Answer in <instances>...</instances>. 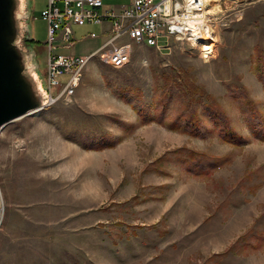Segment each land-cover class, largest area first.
Returning a JSON list of instances; mask_svg holds the SVG:
<instances>
[{"label": "rangeland", "instance_id": "1", "mask_svg": "<svg viewBox=\"0 0 264 264\" xmlns=\"http://www.w3.org/2000/svg\"><path fill=\"white\" fill-rule=\"evenodd\" d=\"M25 3L21 46L45 83L48 0ZM217 6L213 51L185 43L162 54L124 38L127 66L93 60V82L72 102L1 129L0 264H264V142L227 88L241 85L264 116V0ZM102 29L73 25V56ZM161 99L164 124L143 123L136 109L160 117ZM203 99L249 143L223 142L209 120L205 139L169 129L179 114H201ZM195 159L222 164L195 176L183 165Z\"/></svg>", "mask_w": 264, "mask_h": 264}, {"label": "built area", "instance_id": "2", "mask_svg": "<svg viewBox=\"0 0 264 264\" xmlns=\"http://www.w3.org/2000/svg\"><path fill=\"white\" fill-rule=\"evenodd\" d=\"M211 4V0H130L120 11H102L103 0H48L41 13L48 24L46 102L42 111L72 102L93 60L114 69L127 66L131 62V44H123L124 38L162 54L185 43L205 53L208 46L213 51L219 23L216 14L209 11ZM109 20L113 35L94 53L73 56L59 52L56 44L74 46L73 25H102ZM3 220L4 203L0 201V228Z\"/></svg>", "mask_w": 264, "mask_h": 264}, {"label": "water", "instance_id": "3", "mask_svg": "<svg viewBox=\"0 0 264 264\" xmlns=\"http://www.w3.org/2000/svg\"><path fill=\"white\" fill-rule=\"evenodd\" d=\"M22 17L28 18L25 0H0V131L18 119L41 112L46 102L34 57L21 46Z\"/></svg>", "mask_w": 264, "mask_h": 264}, {"label": "trees", "instance_id": "4", "mask_svg": "<svg viewBox=\"0 0 264 264\" xmlns=\"http://www.w3.org/2000/svg\"><path fill=\"white\" fill-rule=\"evenodd\" d=\"M33 42L34 40L30 39L27 41V45ZM227 88L231 92L232 97L238 98L241 106H244V113L247 115L246 117L251 127L252 136L257 140L264 142V116L257 109L254 100L248 96L246 89L244 90V88H241V85H228ZM201 101V104L203 105L201 114H199L197 108L195 110H188L185 113L179 114L175 120H173V124L169 126V129L176 130V127H182L183 133L191 137L205 139L207 137L208 128L206 127L204 120H209L210 123H212L217 136L223 142L235 146H242L249 143L248 138L241 135L237 129L234 128L228 113L223 109V107L212 100L203 99ZM127 103L132 106L131 102ZM161 103L163 106V114L160 117H148L145 110L141 108H137L136 113L145 124L157 123L159 125H163V115L165 110L168 108L169 103L167 101L163 102L162 99ZM187 107L189 108L190 104H188ZM219 163L222 164V162L211 163L203 161L199 163V161L195 159L193 162L191 160L183 163V165L187 172H193L195 176L206 177L212 172L213 168L219 165Z\"/></svg>", "mask_w": 264, "mask_h": 264}, {"label": "crops", "instance_id": "5", "mask_svg": "<svg viewBox=\"0 0 264 264\" xmlns=\"http://www.w3.org/2000/svg\"><path fill=\"white\" fill-rule=\"evenodd\" d=\"M103 3H104V8L102 9V11L107 10V9H115V10L120 11L124 6H127L130 4V0H103ZM100 26H102V28H103L100 37H97V35L95 34L96 37L91 38V35L94 33H91V35H90L91 39L97 41L96 45L94 47H92L90 50H88L87 52L80 53L77 56H89L90 54L97 51L102 45H104L112 37L113 30H112V23L110 20L104 22ZM123 44H130V43L123 41ZM71 48L62 47L61 49H59V52L61 54H64V55H74L70 52ZM93 79H94V73H91L89 76H86V77L83 76V80H82L81 84H83V86H91Z\"/></svg>", "mask_w": 264, "mask_h": 264}, {"label": "bare ground", "instance_id": "6", "mask_svg": "<svg viewBox=\"0 0 264 264\" xmlns=\"http://www.w3.org/2000/svg\"><path fill=\"white\" fill-rule=\"evenodd\" d=\"M213 5H211V8L213 7V10L217 9V2H220V0H211ZM211 8L209 9V11L211 12Z\"/></svg>", "mask_w": 264, "mask_h": 264}]
</instances>
